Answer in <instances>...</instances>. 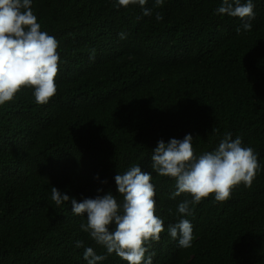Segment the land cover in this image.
<instances>
[{"label":"trees","instance_id":"trees-1","mask_svg":"<svg viewBox=\"0 0 264 264\" xmlns=\"http://www.w3.org/2000/svg\"><path fill=\"white\" fill-rule=\"evenodd\" d=\"M253 4L244 31V21L217 14L222 0H148L150 17L116 0H32L41 30L58 41L57 92L38 104L22 88L0 106V264H87L88 247L105 256L98 264H127L81 230L86 214L52 201L51 187L77 202L109 192L122 200L114 177L132 165L152 175L164 226L145 259L264 264V0ZM226 133L258 157L251 186L178 215L191 197L172 198L176 181L153 171L152 151L191 134L199 157ZM181 218L193 226L187 249L167 231Z\"/></svg>","mask_w":264,"mask_h":264},{"label":"clouds","instance_id":"clouds-1","mask_svg":"<svg viewBox=\"0 0 264 264\" xmlns=\"http://www.w3.org/2000/svg\"><path fill=\"white\" fill-rule=\"evenodd\" d=\"M147 3L148 0H116L115 6L138 4L144 9L143 16L150 17L153 10L144 7ZM163 4L164 0H154V7ZM217 14L239 18L244 21L243 30L250 31L255 18L253 0L244 3L222 0ZM155 19L162 21L163 16L156 13ZM236 31L239 33L241 29ZM119 37L126 39V34L121 32ZM58 47L55 37L41 30L32 11V0H0V106L13 101L22 88L32 89L38 104H46L55 96L60 65ZM192 141L191 134L182 140L172 138L167 144L161 140L151 155L153 171L176 181L172 198L181 194L191 197L178 204L180 216L191 215L190 205L210 196L223 202L230 198L236 186L250 187L259 169L254 150L243 146L241 138L233 139L231 133L224 135L214 151L199 157L194 154ZM114 179L122 200L109 192L77 202L55 187H51V199L57 206L70 201L75 215L86 214L87 222L81 224V230L108 254L114 253L127 264H152L151 255L145 259L148 251L145 245L158 241L164 231L163 220L155 214L152 175L132 165L124 173L116 174ZM167 231L173 239L178 238L180 248L192 246L193 226L188 219L181 218L170 224ZM83 258L87 264H98L105 256L97 255L88 247Z\"/></svg>","mask_w":264,"mask_h":264}]
</instances>
